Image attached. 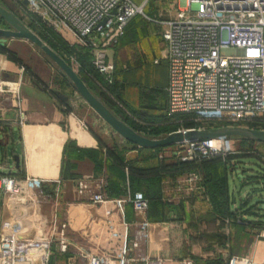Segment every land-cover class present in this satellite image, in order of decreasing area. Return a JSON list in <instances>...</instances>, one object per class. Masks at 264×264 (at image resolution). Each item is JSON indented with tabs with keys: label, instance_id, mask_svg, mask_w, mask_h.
Segmentation results:
<instances>
[{
	"label": "crops",
	"instance_id": "0c3cea01",
	"mask_svg": "<svg viewBox=\"0 0 264 264\" xmlns=\"http://www.w3.org/2000/svg\"><path fill=\"white\" fill-rule=\"evenodd\" d=\"M160 38L152 51L143 47L135 64L139 77L145 76L141 70L149 60L158 68L150 74L153 83L144 93L166 113L167 63H154L165 49L162 35ZM124 41L121 49L129 48ZM87 76L91 78V74ZM0 79L19 82L20 95L19 110L10 105L9 94L0 95L4 108L0 110V178L38 179L45 192L56 195L59 201L57 206L32 203L18 209L4 207L0 186V228L4 221H10L16 223L17 239L22 242L54 241L48 264H78L80 253L100 254L114 247L110 227L120 231L123 222L140 219L130 204L122 208L114 203L95 205L88 193L80 194L78 181L97 178L103 170L109 175L111 197L142 193L148 201V238L141 241L136 256L146 253L160 258L162 264H180L185 259L196 264L224 263L232 256L264 262V238L258 235L264 230V180L252 188L253 195L246 193L244 200L240 196L238 200L234 178L239 177L241 159L236 154L229 152L191 168L180 165L175 152L127 142L87 105L58 69L55 72L50 60L23 39L0 40ZM96 93L113 112L123 115L110 102L114 92ZM134 94L136 100L138 91ZM191 172L198 173L200 180L190 183L187 178ZM243 185L241 182L240 187ZM238 220L253 229L238 224ZM61 224H66L64 235L69 243L65 253L56 242ZM133 234L129 233L130 240Z\"/></svg>",
	"mask_w": 264,
	"mask_h": 264
},
{
	"label": "built area",
	"instance_id": "2783aa9c",
	"mask_svg": "<svg viewBox=\"0 0 264 264\" xmlns=\"http://www.w3.org/2000/svg\"><path fill=\"white\" fill-rule=\"evenodd\" d=\"M26 10L55 28L66 30L74 43L89 50L92 66L110 85L114 71L108 55L123 38L132 19L142 9L132 0H15ZM174 20L166 22L162 32L165 49L160 60L166 61L168 80L166 112L170 117L185 116L197 124L214 119L227 126L250 123L264 125V0H181ZM21 73L24 71L21 68ZM10 95L13 109L20 108L19 82L0 79V95ZM0 104V110H3ZM200 129L191 128L187 130ZM186 130V129H185ZM181 131V130H178ZM184 131V130H182ZM177 132V131H176ZM226 139H201L178 145L176 157L182 163L200 164L230 151ZM190 183L200 180L191 172ZM80 194L88 193L95 205L114 203L121 208L130 204L140 217L122 223L120 231L110 227L114 247L100 254H78V264H162L148 254L135 255L142 240H147L149 222L145 218L148 201L142 193L109 198L105 171L77 183ZM3 205L14 209L28 204L58 205L56 195L45 192L41 181L11 176L0 178ZM240 225H248L238 220ZM16 223L4 221L0 228V264H48L54 241L22 242L17 239ZM60 225L59 251L69 249ZM133 238L129 239V233ZM264 238V230L259 231ZM180 264H196L185 259ZM224 264H264L248 257H228Z\"/></svg>",
	"mask_w": 264,
	"mask_h": 264
},
{
	"label": "rangeland",
	"instance_id": "374dc122",
	"mask_svg": "<svg viewBox=\"0 0 264 264\" xmlns=\"http://www.w3.org/2000/svg\"><path fill=\"white\" fill-rule=\"evenodd\" d=\"M132 1L142 9V13L130 21L123 38H121L127 42L129 48L121 49L123 40L122 43L111 47L108 51V55L114 66L113 80L110 85L106 84L95 71L91 63L92 58L89 50L86 51L87 49L85 50V48L75 44L71 35L66 30L55 28L47 22L42 21L35 15L29 13L24 4L18 3L15 0H0V5L6 10H10L9 12L18 18L25 27L37 35L74 70L79 71V60L84 59L86 56L94 71V74H92L89 79L95 85V89L98 92L105 93V91H107L112 94L115 81L121 82L123 84V93L120 94L122 97L120 98L114 95L115 98L110 99L111 104L116 109L123 112V116L126 118L127 122H129L141 136L154 140L163 139L172 132L178 130L182 131L185 130L186 127L193 125V120L188 117H170L145 98L144 90L153 83L150 74L158 68L149 60L143 65L141 70L142 74L144 73L145 76L141 75L139 77L136 72L137 65L135 64V58L142 53L141 51H143L142 49L144 46L152 51V46L153 48L156 46V41L160 42V36L165 29L166 22L176 18L183 3L181 0ZM0 28L8 29L9 27L0 20ZM34 48L44 59L50 60L41 50L35 46ZM164 65H166V62ZM54 68L56 72L58 69L56 65H54ZM159 69H161V67ZM101 83L104 84L103 87ZM68 89L71 88L69 87ZM71 91L72 90H70V92ZM134 91H138L136 100L134 99ZM73 93L72 91L71 94ZM225 124L226 123L214 119H204L195 125L197 128L209 129L211 127L216 128V126L220 128L221 125H223L222 127H226ZM252 126H255V128H251ZM238 127L264 131V125L260 124L244 123L239 124ZM225 139L227 142L225 146L230 152H233L241 159L239 165L240 171L237 172L239 179L234 178V182L237 186V191L234 195L237 199L240 196V198L244 200L245 194L250 193L258 182L264 180V143L241 137H226ZM161 150L176 152L178 150V145L165 147ZM241 182H244L243 187H240ZM262 185L264 186L263 183ZM250 195L253 194L250 193ZM255 201L256 200H253L254 203ZM261 212H264L263 208ZM250 218L252 219L253 217ZM261 218L264 221V217ZM242 226L250 230L253 229L249 227L251 225ZM253 233L256 234V232Z\"/></svg>",
	"mask_w": 264,
	"mask_h": 264
},
{
	"label": "water",
	"instance_id": "95a60500",
	"mask_svg": "<svg viewBox=\"0 0 264 264\" xmlns=\"http://www.w3.org/2000/svg\"><path fill=\"white\" fill-rule=\"evenodd\" d=\"M0 20H2L8 29L0 28V40L4 39H23L39 50H41L50 61L56 65L59 73L67 78L76 93L87 103V105L122 139L127 142L147 149L165 148L174 145H180L184 142H191L201 139H219L226 137H241L253 141L264 143V131L248 129L243 127H220L211 129H193L170 133L163 139H148L136 133L123 121L116 118L111 111L95 97L84 82L78 77L74 70L49 46H47L37 35L25 27L22 22L11 12L0 5ZM18 166V159L15 158ZM16 166V167H17Z\"/></svg>",
	"mask_w": 264,
	"mask_h": 264
},
{
	"label": "trees",
	"instance_id": "16d2710c",
	"mask_svg": "<svg viewBox=\"0 0 264 264\" xmlns=\"http://www.w3.org/2000/svg\"><path fill=\"white\" fill-rule=\"evenodd\" d=\"M8 10V9H7ZM8 11H10V10H8ZM86 50V49H85ZM86 51H88V50H86ZM89 53V52H88ZM79 62H80V64H79V66H80V69H79V71H77V75L79 76V78L85 83V85L87 86V88L90 90V92L95 96V97H97L101 102H103V104L111 111V113L116 117V118H118V119H120L121 121H123L125 124H127L131 129H133L134 131H136L137 133H139L129 122H127V120H126V118L123 116V115H120V114H117V113H115V112H113L112 110H111V108H110V105H108L107 103H106V101H104L96 92H98L96 89H95V87H93L92 86V82H91V80L89 79V77L87 76V74H94V71L92 70V67L90 66V64H89V62H88V58L85 56V58L84 59H80L79 60ZM123 90V84L121 83V82H118L117 80L115 81V84H114V86H113V89H112V91L115 93V95L117 96V97H120V94H121V91ZM121 98V97H120ZM103 100V101H102ZM166 114H167V112H166ZM168 115V114H167ZM179 117H185V116H179ZM223 125H221L220 127H222ZM225 126H227L226 124H225ZM195 127H197L194 123H193V125H190V126H188V127H186L185 129H191V128H195ZM211 128H213V127H211ZM211 128H209V129H211ZM216 128H219V127H217L216 126ZM251 128H255V126H252ZM159 149H162V148H159ZM216 158H220V157H216ZM216 158H214V159H212L211 161H213V160H215ZM207 162H210V161H206V162H202V163H200V164H193V163H182V162H180V165H183V166H189V167H191V168H196L198 165H201V164H203V163H207ZM103 171H105V174H106V176H107V186H106V193H107V195H108V197L109 198H113V197H111L109 194H108V182H109V175H108V173H107V171L106 170H103ZM202 177V176H201ZM201 180H202V178H201ZM218 189H219V187H218ZM144 196V195H143ZM119 197H121V196H119ZM119 197H116V198H119ZM146 199V198H145ZM253 225H255V224H253ZM213 264H224V263H222V261H220V260H217V261H214V263Z\"/></svg>",
	"mask_w": 264,
	"mask_h": 264
}]
</instances>
